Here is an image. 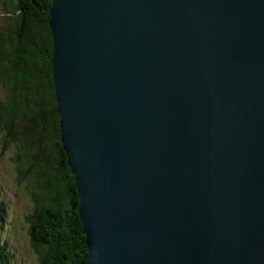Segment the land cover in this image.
<instances>
[{"label": "water", "instance_id": "water-1", "mask_svg": "<svg viewBox=\"0 0 264 264\" xmlns=\"http://www.w3.org/2000/svg\"><path fill=\"white\" fill-rule=\"evenodd\" d=\"M86 264H264V0H52Z\"/></svg>", "mask_w": 264, "mask_h": 264}, {"label": "trees", "instance_id": "trees-1", "mask_svg": "<svg viewBox=\"0 0 264 264\" xmlns=\"http://www.w3.org/2000/svg\"><path fill=\"white\" fill-rule=\"evenodd\" d=\"M51 5L0 0V138L15 145L18 170L29 183L27 219L41 264H86L77 185L61 140ZM6 209L0 201V223L10 216ZM9 241L0 237V264L10 263Z\"/></svg>", "mask_w": 264, "mask_h": 264}, {"label": "rangeland", "instance_id": "rangeland-1", "mask_svg": "<svg viewBox=\"0 0 264 264\" xmlns=\"http://www.w3.org/2000/svg\"><path fill=\"white\" fill-rule=\"evenodd\" d=\"M15 151V145L6 147L0 138V201L9 209H6L7 214H10L7 215L6 221L0 223V237L10 239L9 264H41V257L32 241L27 219L32 210L29 183L21 177L22 173L19 172L15 161Z\"/></svg>", "mask_w": 264, "mask_h": 264}]
</instances>
